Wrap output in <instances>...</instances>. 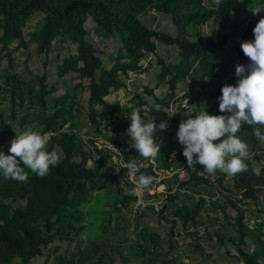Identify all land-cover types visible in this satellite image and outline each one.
Returning a JSON list of instances; mask_svg holds the SVG:
<instances>
[{
	"label": "trees",
	"instance_id": "16d2710c",
	"mask_svg": "<svg viewBox=\"0 0 264 264\" xmlns=\"http://www.w3.org/2000/svg\"><path fill=\"white\" fill-rule=\"evenodd\" d=\"M262 3L264 0H0V151L10 154V144L17 133L33 127L50 133L49 150H59L61 157L60 163L51 167L44 177L27 169L25 181L0 177V264H36L42 257H46L43 264H48L52 252L64 247L63 242L77 246L74 249L66 246L70 254L67 259L55 257L57 264L84 262L92 248L84 238L99 233L95 228L106 221L109 211L118 212L132 200L129 180L140 173L154 177L156 171H169L186 164L177 137L181 113H185L188 105H196V110L206 105L210 114H219L217 97L221 95V87L234 84L236 66L249 62L240 43L253 38L258 19L251 9ZM154 12L167 17L175 32L158 30L147 23L145 16ZM32 20L37 24L29 27ZM204 25H211L205 34L201 30ZM230 29L238 33L235 40L239 53L227 59L224 52L233 39ZM91 34L105 40L102 45L107 46L109 40L117 41L116 53L108 57L102 47L91 41ZM30 45L35 46L37 56L43 61V72H32L29 64L26 71L14 69V55L21 49L28 50ZM170 47L178 49L179 60L166 61L159 57L156 62L160 69L158 81L167 85V93L157 96L154 89L144 88L154 99L152 103L160 106L148 108L145 118H153L159 124L172 115L167 128L154 134L159 151L147 158L134 148L124 152L126 162L138 158L152 164L135 176L127 175V182L122 178L127 168L115 171L103 158L88 166V158L93 154L86 152L73 133L56 135L79 107V89L88 93L83 109L92 129L100 132L104 126L112 127L127 135L128 116L132 112L128 103L136 98L137 103H131L132 109L140 108L144 115L143 107L149 102L138 94L124 101L108 97L127 91L125 80L129 79V73L136 76L148 73L154 69L150 55ZM52 55H55L57 77L71 76L75 84L72 91L62 93L51 83L53 76L45 69ZM29 60L30 56L26 62ZM229 60L235 69L228 65ZM3 61L8 65L3 66ZM187 80L198 87L186 95L188 105L180 103L175 110L169 108L185 99L176 96L175 91L179 83ZM168 109L176 112L170 114ZM252 127L242 124L237 135L247 143L248 153L256 155L264 141L254 136ZM96 136H93L95 144ZM250 159L246 157L245 170L234 175L233 187L226 185L224 174L217 180L240 203L257 202L264 190V160L256 171ZM209 183L208 179L194 175L182 185L203 191L197 188ZM174 197L170 196L169 201ZM10 202L23 205L14 207ZM105 204L110 205L109 211L103 210ZM230 205L236 211L232 219L237 237L232 242L236 245L239 264H261L263 235L246 222V211L236 201L231 200ZM203 207L202 200L173 210V215L187 226L196 221ZM220 213L226 215L224 211ZM249 239L255 247L252 252L246 250ZM194 247L202 251L199 243Z\"/></svg>",
	"mask_w": 264,
	"mask_h": 264
},
{
	"label": "rangeland",
	"instance_id": "374dc122",
	"mask_svg": "<svg viewBox=\"0 0 264 264\" xmlns=\"http://www.w3.org/2000/svg\"><path fill=\"white\" fill-rule=\"evenodd\" d=\"M240 17L243 18L244 16L241 15ZM145 21L158 30H162L166 27L167 23L166 28L171 30V32H175L174 25L170 23L172 25L168 27L169 20L163 14L155 13V15L145 16ZM36 24V20H32L29 27H33ZM242 28H245V25H243ZM192 29H196V27ZM210 29L211 25H204L201 30L205 34L208 33ZM228 31L233 39L226 48L232 50L235 48L236 53L233 52L232 54L230 50L224 52V58L226 55L227 59V56L231 54L232 56H237V53H239L238 44L235 40L238 37V33H235L233 29ZM90 39L93 42L91 36ZM95 44L98 47L104 48L105 54L110 58L116 53V49L118 48L115 45L104 46L98 43ZM172 48L175 49L167 51L164 48H160L157 55H150L154 64V69L146 73V75L136 76L133 73H129V79L125 80L128 90L124 91L122 94L113 93L108 98L111 100L120 99L122 101L126 99L132 100L133 96L138 94L139 96H144L145 100L149 102L143 108H160V106L152 103L154 99L145 93L144 88L154 89L157 96H164L167 93V85H160L158 81L160 69L156 62L159 57H163L166 61L179 60L177 57L178 49L176 47ZM35 52V46L30 45L28 50L21 49L16 53L14 55V69L18 72L26 71V66L30 64L26 62V60L30 56V62L33 67L35 66L34 70H38L37 73H40L43 67L41 68V64L37 63L39 59ZM54 58L55 55H52L50 59L51 64H53ZM227 62L229 63L228 65H232L233 69H235L231 60ZM31 64L29 66H31ZM7 65V62L3 61V66ZM45 70L50 72V69L46 68ZM26 77L29 78L30 76L28 75ZM71 80V78L61 79L59 77H52L51 83L57 85L58 90L63 93L73 90L75 84H73ZM197 88V84L187 80L177 85L175 94L176 96L179 95V98L188 99L186 95L188 96L189 93ZM77 94V99L80 102L79 107L74 109L72 113L73 118L69 121L70 124L68 125V129L77 137L86 152L97 155L99 145L95 144L93 136L98 132L91 128L86 112L83 109L87 101L88 93L85 89H79ZM183 100L184 99H180L177 103H174L173 107H168L175 110ZM133 102L137 103L136 98L133 99ZM131 103H128V106L130 110L133 111ZM172 109H168L167 112L171 114V112H173L171 111ZM186 118L185 114L181 113L180 120ZM28 128L33 129V127ZM108 138L111 139V136H108ZM127 138H129L127 144L131 145L130 137L127 136ZM102 150H104L102 151L103 162L107 164L108 167L113 166L115 171L125 169L124 165L126 161L124 153L121 155L109 154L105 148H102ZM257 154V156L251 155L250 153L247 154L249 159L251 157L250 160L253 161L252 165L256 171H258L260 165L263 164L264 144L262 150ZM134 159L139 162V171L147 169L149 164H152V162L148 163L138 158ZM94 162L95 161L90 162L88 158V166H93ZM161 174L163 175V181L161 183L162 188H158V184L154 182L147 187L150 192L152 191V195L149 197V206L141 214L136 223L131 219V202L134 199L133 192H136L133 191V189L136 188V182H134L136 177L128 181L130 182L129 190L133 198L127 207L120 209L118 212H110L108 209L110 205H104L103 210L109 211L106 215L107 219L103 224L96 226L95 229L98 230L99 233H93L89 238H84V241L87 242L88 245H91L92 248L86 253L85 261L77 262L76 264H238L240 261L238 259L236 245L232 242V239L237 237L236 228L232 219L236 216V211L230 205L231 200L236 201L238 207L246 211V222L252 226V228L257 229L264 238V190L259 195L257 202L242 201L240 203L234 196V193L228 192L217 182L218 178L224 174L226 177L225 183L231 188L233 187L234 175H229L220 170H217L214 174H209L203 171V165L196 164L193 167H189L187 163L178 165L174 169L164 171ZM194 175L199 178L208 179L210 182L207 184V188L204 191H196L192 188H188V185H182L184 182L190 181ZM126 176L127 172L124 173L122 178L127 182ZM179 194L182 195L181 197L184 201H190L192 206L202 200L204 202L201 215L194 223L188 224L187 226H184L180 220L178 221L174 217V212L169 213L161 209L162 205L169 200L170 196H178ZM196 197H198V199L193 201L192 198ZM10 203L14 207L23 205L22 202ZM222 211H224L226 217L220 213ZM100 214L102 213L98 212V215ZM197 243L201 245L202 251H197L195 249L194 245ZM62 246L64 247L58 249L56 253L52 252L48 264H57L58 260L55 257L67 259L70 252L67 251L65 247L72 246V249H74L77 244L74 245V243L70 244L63 242ZM254 249L253 241L249 239L246 250L252 252ZM45 260L46 257L39 258L36 264H43ZM261 264H264V261H262Z\"/></svg>",
	"mask_w": 264,
	"mask_h": 264
},
{
	"label": "clouds",
	"instance_id": "9594fccd",
	"mask_svg": "<svg viewBox=\"0 0 264 264\" xmlns=\"http://www.w3.org/2000/svg\"><path fill=\"white\" fill-rule=\"evenodd\" d=\"M251 11L254 15L264 12V3ZM240 47L249 62L236 66L234 84L221 87V95L217 97L219 114H210L206 105L196 110V105L187 104L184 108L187 118L180 121L177 129L188 166L203 165V171L209 174L220 170L235 175L245 170L248 145L237 135L242 124L252 125L254 136L264 141V16L255 24L253 38L241 41ZM141 111L136 108L129 114L126 132L131 146L141 157H153L159 151L154 134L158 129H166L167 122L156 124L153 118H145L146 107L144 115ZM193 113L195 115H191ZM49 140L50 133L31 128L17 133L11 141L10 154L0 151V177L25 181L28 179L26 169L40 177L48 175L50 168L61 161L59 150H49ZM139 166L135 159L124 165L129 176H135ZM152 182L151 175L140 173L133 191L147 188Z\"/></svg>",
	"mask_w": 264,
	"mask_h": 264
},
{
	"label": "built area",
	"instance_id": "2783aa9c",
	"mask_svg": "<svg viewBox=\"0 0 264 264\" xmlns=\"http://www.w3.org/2000/svg\"><path fill=\"white\" fill-rule=\"evenodd\" d=\"M103 125H105V123H103ZM60 132L71 133L68 129L67 124L66 125L64 124L59 129V132H56V135ZM94 135H100L102 137V139H106V140H107L108 136H111V138H118L119 139V146L116 147V149H106V151L109 154L121 155L122 153L127 152V148L132 147L129 144H125V137H127V135L124 133L116 132L112 127L106 128L104 126L102 128L101 132L95 133ZM102 151H104V150H102L98 146V153H97L96 158H89V161L93 162V161L101 160L102 156H103ZM161 173H162V171H160V172L156 171L155 176L153 177V182L158 184V188H162L161 183L163 181V178H162ZM134 182H136L135 179H134ZM200 186L203 188V191L207 188V184H200ZM143 191H144V188H143ZM133 195H134V199L131 202V219L134 223H136L140 218V217H137V210L139 207H141V201H135V192H133ZM150 195H152V191H151V193H144V199L148 198ZM181 196L182 195L179 194L178 196L176 195V197H174L172 200H170V201L168 200V203H164V205H162L161 209H164L165 211L171 212L172 210H175L176 208H183L184 206H190L191 202L190 201H184ZM195 199H198V197L192 198L193 201Z\"/></svg>",
	"mask_w": 264,
	"mask_h": 264
},
{
	"label": "bare ground",
	"instance_id": "6f19581e",
	"mask_svg": "<svg viewBox=\"0 0 264 264\" xmlns=\"http://www.w3.org/2000/svg\"><path fill=\"white\" fill-rule=\"evenodd\" d=\"M182 100V99H181ZM182 105H187L188 104V100L184 99L182 102ZM187 107V106H186ZM171 115L167 116L163 121H166L167 124L171 119ZM159 130V129H158ZM159 132H162V130H159ZM97 138V144L100 146V148H105V149H116V147L119 146V139L118 138H107L106 139H102V137L100 135L96 136ZM129 140V138L125 137V144H127V141ZM129 149H131V147L127 148V151H129ZM97 155H93L92 158H96ZM120 164V163H119ZM164 172V171H162ZM163 177V175H162ZM197 187V186H196ZM197 189H202L203 188L201 186H199ZM190 191V190H189ZM219 191V190H218ZM144 193H151L150 190L148 188H144L143 189H139L135 192V201H141V207L138 208L137 210V217H140L141 214L146 210V208L149 206V197L144 199ZM196 194V193H195ZM194 196V195H193ZM198 196V195H197ZM167 197V196H166ZM159 203V202H158ZM156 205V204H155ZM161 206V205H160ZM179 209V208H176ZM173 211V210H172ZM171 211V212H172ZM174 212V211H173ZM172 212V213H173ZM170 213V212H169Z\"/></svg>",
	"mask_w": 264,
	"mask_h": 264
},
{
	"label": "crops",
	"instance_id": "0c3cea01",
	"mask_svg": "<svg viewBox=\"0 0 264 264\" xmlns=\"http://www.w3.org/2000/svg\"><path fill=\"white\" fill-rule=\"evenodd\" d=\"M252 14H253V12H252ZM151 16V15H155V12L154 13H149V14H147L146 16ZM262 15H264V14H255L254 16L257 18V19H260L261 18V16ZM171 22L169 21V25H168V27L170 26V25H172V24H170ZM166 27H167V23H166ZM166 27H164L162 30H164V31H171V30H168V28H166ZM91 38H92V40H93V42L94 43H98V44H102V43H105V40H103L102 38H100V37H98V36H96V35H94V34H91ZM106 43H107V45H115V46H117L118 47V43H117V41H114V40H109V41H106ZM110 43H112V44H110ZM105 46V45H104ZM106 48H108V47H106ZM104 49V48H103ZM109 49V48H108ZM165 50H167V51H170V50H172V49H175V48H172V47H170V48H164ZM228 50H230V53H232L233 54V52L234 53H236L235 51H236V49L235 48H233V50L232 49H226V52L228 51ZM238 51H239V49H238ZM35 54H36V52H35ZM232 54L231 55H229L228 57H230L231 58V56H232ZM238 54V53H237ZM226 56V55H225ZM38 57V56H37ZM36 57V58H37ZM38 59H39V61H37V63H40L41 64V68L43 67V69L41 70V72H43L44 71V66H43V61L41 60V58H39L38 57ZM30 60H31V58H30ZM30 60H29V62L28 63H30L31 64V62H30ZM41 60V61H40ZM34 61H35V59H34ZM29 64V65H30ZM36 64V63H35ZM51 66H52V68H51ZM35 67V66H34ZM34 67L32 66V64H31V66H30V70H32V72H34V73H37V71L38 70H34ZM50 67V68H49ZM54 68V69H53ZM47 69H50V73L52 74V76L53 77H57V75L55 74L56 73V71H54L55 70V65L54 64H49L48 65V67H47ZM52 69H53V71H52ZM146 75V74H145ZM67 78H71V76H66V77H64L63 79H67ZM72 79V78H71ZM72 81V80H71ZM85 102V101H84ZM85 104H86V102H85ZM71 120H72V118H71ZM67 125H69L70 124V122H67L66 123ZM65 124V125H66ZM91 165V164H90ZM263 226V225H262ZM261 226V227H262ZM240 263V262H239ZM238 263V264H239Z\"/></svg>",
	"mask_w": 264,
	"mask_h": 264
}]
</instances>
